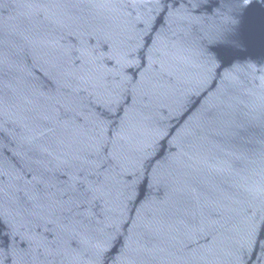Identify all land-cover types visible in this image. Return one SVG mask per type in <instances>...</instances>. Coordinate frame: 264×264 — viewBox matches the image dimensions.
Returning a JSON list of instances; mask_svg holds the SVG:
<instances>
[{"label":"water","instance_id":"1","mask_svg":"<svg viewBox=\"0 0 264 264\" xmlns=\"http://www.w3.org/2000/svg\"><path fill=\"white\" fill-rule=\"evenodd\" d=\"M0 101V264H264V0H0Z\"/></svg>","mask_w":264,"mask_h":264},{"label":"snow or ice","instance_id":"2","mask_svg":"<svg viewBox=\"0 0 264 264\" xmlns=\"http://www.w3.org/2000/svg\"><path fill=\"white\" fill-rule=\"evenodd\" d=\"M2 103V101H0ZM53 122L50 118L45 117L44 118V126L47 128L49 132H55V128L52 126ZM187 195L191 196L193 199L197 198V193L195 189H189L187 192Z\"/></svg>","mask_w":264,"mask_h":264}]
</instances>
